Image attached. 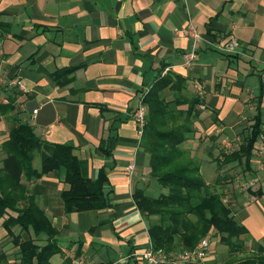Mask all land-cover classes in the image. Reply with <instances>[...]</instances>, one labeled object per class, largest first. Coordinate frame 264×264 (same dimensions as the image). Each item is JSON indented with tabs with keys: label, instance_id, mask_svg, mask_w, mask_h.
<instances>
[{
	"label": "crops",
	"instance_id": "0c3cea01",
	"mask_svg": "<svg viewBox=\"0 0 264 264\" xmlns=\"http://www.w3.org/2000/svg\"><path fill=\"white\" fill-rule=\"evenodd\" d=\"M188 27L199 38L185 66ZM168 70L185 76L187 93L202 100L184 149L204 182H215L222 172L217 147L239 144L256 111L264 128V0H0V145L24 123L42 142L33 168L53 145H69L83 178L106 174L110 206L101 211L64 215L61 171L27 184L57 231L60 253L50 264H60L65 250L84 264H145L139 256L149 247L147 223L131 195L151 182L132 115L156 74ZM13 79L24 88L8 83ZM250 169L236 182H252L249 190L234 184L218 192L245 230L246 251L264 258V148ZM17 262L0 225V264Z\"/></svg>",
	"mask_w": 264,
	"mask_h": 264
},
{
	"label": "trees",
	"instance_id": "16d2710c",
	"mask_svg": "<svg viewBox=\"0 0 264 264\" xmlns=\"http://www.w3.org/2000/svg\"><path fill=\"white\" fill-rule=\"evenodd\" d=\"M186 85L185 76L171 70L160 71L140 97L145 116L138 146L147 157L149 180L162 190L153 197L139 187L131 195L147 223L150 246L172 258L181 251H190L201 238L209 235L226 249L229 259L223 264H264L259 253L233 260L234 255L244 252L240 236L245 230L231 215L229 203L223 201L225 191L218 192L214 187L231 183L233 177L225 175L221 181L218 176L209 186L199 173L198 162L183 147L193 133L197 105L202 102L195 94L187 93ZM261 131L256 111L238 146L227 154L220 153L221 160L216 162L218 171L221 166L235 162L240 178L245 173L249 175V160ZM41 144L29 125L19 123L9 129L0 145L3 154L0 225L17 250V264H50V258L60 253L57 231L36 205L35 197L27 191L30 182L61 171L66 186L59 195L64 215L101 211L110 206L105 192V171L101 169L94 181L83 178L69 145H53L50 156L41 161L38 168H33L32 160ZM13 227L44 239L22 240L18 234L13 236ZM60 264H69V261L64 259Z\"/></svg>",
	"mask_w": 264,
	"mask_h": 264
},
{
	"label": "built area",
	"instance_id": "2783aa9c",
	"mask_svg": "<svg viewBox=\"0 0 264 264\" xmlns=\"http://www.w3.org/2000/svg\"><path fill=\"white\" fill-rule=\"evenodd\" d=\"M185 33L191 38V49L189 52L184 54L183 64L186 66L189 65L191 61H193L196 58V54H195L196 40H198L199 35L191 27H188L185 30ZM235 45H236L235 40L230 39L226 45V48L227 50L231 51L233 50ZM8 83L17 86V88L19 89L24 88L23 84L15 79L10 80ZM144 116H145V106L140 100L137 106L135 107V110L132 115V120L134 122L138 136L141 134L144 125ZM263 148H264V128H262V131L257 137V140L254 144L253 154L255 152L259 153ZM126 169L131 172L133 167L131 165H128ZM251 186H252V182L237 184V188L241 191H245L247 188H250ZM223 201L226 202L225 199H223ZM208 248H209V237L204 236L198 241V243L195 245L193 249H191L190 251H181L178 254L174 255L171 261H168L166 256L161 251L153 250L149 243V247L147 248V250L143 251L139 257L145 264H167V263L196 264L198 263V261H202L207 257ZM63 257L64 259L69 261V264H84V262L80 257L75 256L70 251H66V250L63 251Z\"/></svg>",
	"mask_w": 264,
	"mask_h": 264
},
{
	"label": "rangeland",
	"instance_id": "374dc122",
	"mask_svg": "<svg viewBox=\"0 0 264 264\" xmlns=\"http://www.w3.org/2000/svg\"><path fill=\"white\" fill-rule=\"evenodd\" d=\"M200 128L203 129L201 126H200ZM195 135L198 136L199 134H195ZM192 138H193L192 135H190L188 137V140L183 144L184 148L186 146L192 144ZM239 141H240V137H239ZM237 144H238L237 140H235V142H233V141H228L227 142L226 141V143L223 146L219 145L217 147V149H219V150L221 149L220 151H222L223 153L227 154V153L231 152L234 148H236ZM219 147H221V148H219ZM217 152H219V151L217 150ZM252 156H253V154H252ZM252 156L250 157V160L252 159ZM220 160H221V156H219L217 158V160H215V165H216V162L220 161ZM216 167H217V165H216ZM216 169L218 171V167ZM219 170L222 171L221 175H219L221 181H223L225 175H229V176L233 177V179L231 180V183L224 184V185H222V183H220L219 185L214 186L215 190L218 191L222 186H227V185L228 186H230V185L234 186V184H237L236 182L238 181L239 177L241 176V173H240L239 167L235 166V162L229 163V164H225L224 166H221V168ZM218 172H220V171H218ZM203 178L205 180L204 175H203ZM150 182L151 183L148 185L146 193L149 196H153L154 197L159 192H161L162 190L159 188V186L156 184V182H154L153 180H150ZM211 182L212 181L208 182L209 186H211L214 183V182H212V183ZM208 237H209V248H208V253H207L208 256L204 260L198 261V263H196V264H223L225 261H227L229 259V256L226 253V249L223 246L219 245L216 242V240L213 239L211 236L208 235ZM243 251L244 252H242L241 254L238 253L237 255H234L233 256V260L242 259L243 257H246L247 255H249V252L246 251L245 247H244ZM166 258H167L168 261H171V259H172L171 257H167V256H166Z\"/></svg>",
	"mask_w": 264,
	"mask_h": 264
}]
</instances>
